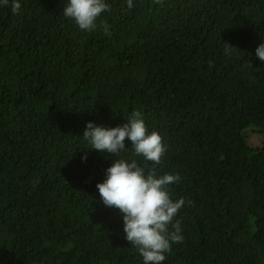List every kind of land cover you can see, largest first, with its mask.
<instances>
[{"label": "trees", "instance_id": "obj_1", "mask_svg": "<svg viewBox=\"0 0 264 264\" xmlns=\"http://www.w3.org/2000/svg\"><path fill=\"white\" fill-rule=\"evenodd\" d=\"M68 2L0 6V264H144L96 187L116 158L143 157L83 138L133 111L186 201L162 264H264V0H105L92 31Z\"/></svg>", "mask_w": 264, "mask_h": 264}, {"label": "clouds", "instance_id": "obj_2", "mask_svg": "<svg viewBox=\"0 0 264 264\" xmlns=\"http://www.w3.org/2000/svg\"><path fill=\"white\" fill-rule=\"evenodd\" d=\"M8 5L9 0H0V6ZM127 6L131 9L133 0H127ZM20 9V0H11L12 13L18 14ZM105 11H110L105 0H69L63 8V15L73 19L80 30L92 31L97 27V18ZM103 27L105 34L111 35L109 26L105 24ZM226 45V53L236 48ZM256 56L264 61V42L257 47ZM209 65L214 66L212 61ZM249 66H252L250 62ZM141 116L140 111H133L127 123L115 128L88 122L83 138L92 149L114 157H119L126 149L125 139L128 138L134 155L143 157V164L136 159L129 162L116 158L106 170L107 178L96 187L103 204L118 209L122 214L124 238L137 248L144 264H162L166 259L165 253L171 251V245L183 241L181 221L173 223V219L186 201L180 198L174 202L170 198L169 186L178 183L181 177L179 174L158 175L156 166L161 163L166 146L157 131L149 133ZM82 159L86 161L87 156Z\"/></svg>", "mask_w": 264, "mask_h": 264}]
</instances>
